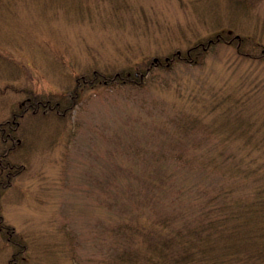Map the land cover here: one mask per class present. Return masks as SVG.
Returning <instances> with one entry per match:
<instances>
[{
    "label": "rangeland",
    "instance_id": "1",
    "mask_svg": "<svg viewBox=\"0 0 264 264\" xmlns=\"http://www.w3.org/2000/svg\"><path fill=\"white\" fill-rule=\"evenodd\" d=\"M33 93L59 103L4 158L0 264H152L193 187L264 195V0H0V122Z\"/></svg>",
    "mask_w": 264,
    "mask_h": 264
},
{
    "label": "trees",
    "instance_id": "2",
    "mask_svg": "<svg viewBox=\"0 0 264 264\" xmlns=\"http://www.w3.org/2000/svg\"><path fill=\"white\" fill-rule=\"evenodd\" d=\"M193 49V47L188 49L187 53ZM177 56L179 55L177 54ZM169 60L171 57L166 61ZM153 62L159 63V60ZM132 76H135V73ZM105 79L107 78L105 77ZM108 79L120 82L132 80L123 75L121 71L114 73ZM58 103H53L50 99L33 93L20 101L21 107L13 112L11 117L0 122V140L2 143H7V141L9 143L8 148L0 151V168L6 170L5 178L0 176V187L9 185L10 176L20 171L24 165L12 162L8 160L9 158L4 159L8 157V154L10 155L13 146L19 144V137L15 135V131L18 132L19 118L27 111L56 109ZM201 170L208 171L207 174L212 172V168L209 169L208 166H201ZM220 171L222 172V170ZM224 171L231 176V169L228 168ZM234 171H238V169ZM199 172L197 171V173ZM225 178L227 179L226 175ZM261 188V186L255 187L252 196L244 202L243 199L232 198L228 195L231 190L228 185L215 186L212 192L207 186L193 187V191L196 189L197 193L204 196L203 200L191 203L189 208L180 210L178 219L175 214L168 213L153 222H148L146 231L148 241L153 245L160 243V247L157 252L146 253L145 257L152 264H263L264 227L258 229L254 226L258 208L264 204ZM202 191L206 193H202ZM213 192L214 194H212ZM176 220L180 221L178 225H176ZM143 224L138 225L140 231L146 227ZM2 229L7 230L8 227L2 222L0 214V230ZM175 247H179L177 251H174ZM12 257L14 258V256ZM12 259L9 264H13Z\"/></svg>",
    "mask_w": 264,
    "mask_h": 264
},
{
    "label": "water",
    "instance_id": "3",
    "mask_svg": "<svg viewBox=\"0 0 264 264\" xmlns=\"http://www.w3.org/2000/svg\"><path fill=\"white\" fill-rule=\"evenodd\" d=\"M156 59H157V57H154V58H153V60H156Z\"/></svg>",
    "mask_w": 264,
    "mask_h": 264
}]
</instances>
